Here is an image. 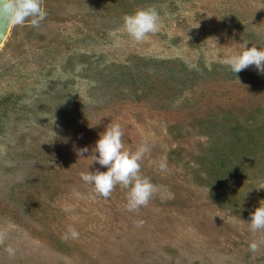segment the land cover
<instances>
[{"label": "rangeland", "instance_id": "rangeland-1", "mask_svg": "<svg viewBox=\"0 0 264 264\" xmlns=\"http://www.w3.org/2000/svg\"><path fill=\"white\" fill-rule=\"evenodd\" d=\"M43 7L0 46V264H264L248 225L264 201V73L225 63L264 46V0ZM147 7L159 30L137 42L123 16ZM111 121L124 149L149 148L154 191L132 211L127 188L105 199L80 176L107 170L92 149Z\"/></svg>", "mask_w": 264, "mask_h": 264}, {"label": "clouds", "instance_id": "clouds-1", "mask_svg": "<svg viewBox=\"0 0 264 264\" xmlns=\"http://www.w3.org/2000/svg\"><path fill=\"white\" fill-rule=\"evenodd\" d=\"M0 6L4 10L13 9V19L15 23L23 24L30 21L31 26L38 27L40 22L47 16V11L43 7V0H0ZM159 12L155 7H147L136 10L131 14L123 16V28L130 38L140 42L149 33L159 30ZM248 42L241 43L239 50L228 56L225 63L229 69L237 74L241 70L254 65L256 69L264 73V46L252 44L248 47ZM123 130L118 122L111 121L105 130L99 134L93 151L94 160L101 166H106V171L96 169L95 171L81 172V179L92 186L93 191L107 199L115 185L120 184L127 188V208L129 211L135 210L140 206L148 204L154 185L148 177L140 174V161L143 155L149 151L146 144H141L135 151L124 149ZM87 147L80 149L78 155L83 156L88 152ZM98 153V155H96ZM161 169L165 164L160 165ZM249 228L252 231L264 229V201L250 214ZM69 236L73 239L78 238L79 233L69 227L64 239ZM259 245L253 241L249 244L251 251L258 250ZM10 255L15 250L9 246L5 249Z\"/></svg>", "mask_w": 264, "mask_h": 264}, {"label": "water", "instance_id": "water-1", "mask_svg": "<svg viewBox=\"0 0 264 264\" xmlns=\"http://www.w3.org/2000/svg\"><path fill=\"white\" fill-rule=\"evenodd\" d=\"M13 16V9L9 8L4 10L0 6V46L5 37H7L8 29L11 24V19Z\"/></svg>", "mask_w": 264, "mask_h": 264}, {"label": "bare ground", "instance_id": "bare-ground-1", "mask_svg": "<svg viewBox=\"0 0 264 264\" xmlns=\"http://www.w3.org/2000/svg\"><path fill=\"white\" fill-rule=\"evenodd\" d=\"M12 22H13V16H12V19H11V24H12ZM11 24H10V26H9V29H10V27H11ZM9 29H8V31H9ZM5 39H6V37L3 39V41H2V43H1V45H3V43H4Z\"/></svg>", "mask_w": 264, "mask_h": 264}]
</instances>
